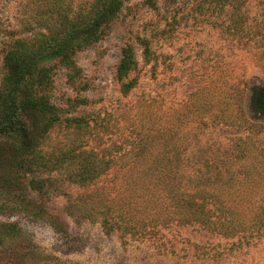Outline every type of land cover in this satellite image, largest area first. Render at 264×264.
Segmentation results:
<instances>
[{"label":"rangeland","instance_id":"rangeland-1","mask_svg":"<svg viewBox=\"0 0 264 264\" xmlns=\"http://www.w3.org/2000/svg\"><path fill=\"white\" fill-rule=\"evenodd\" d=\"M53 1L0 0V79L10 43L54 27ZM152 1L124 2L105 36L75 55L81 69L75 83L69 82L63 66L49 64L51 104L64 118L84 117L87 126L77 133L61 124L48 133L45 147L66 151L70 143L73 147L85 143L82 150L90 151L85 159L107 161L110 173L87 189L68 183L65 174L45 175L50 188L44 199L27 192L24 203L55 215L61 232L45 219L35 220L16 209L4 191L0 197L12 207V214L0 212V222L16 223L45 253L66 264H264V231L253 237H224L199 224L174 223L154 234H106L99 222H75L65 212L69 200L95 190L104 189L102 196L115 201V155L121 156L145 135L158 136V129L165 133L172 126L179 128L185 117L195 115L198 105L215 101L216 88L230 93L246 82L264 84V0H238L223 9L209 0ZM84 2L71 0L70 16L81 12ZM141 39L149 42V61L143 57ZM127 45L133 47L137 61L128 79L137 84L124 95L115 73ZM9 154L8 142L0 139V177H5L3 164ZM130 159L131 153L124 157ZM25 189L26 184L14 187L12 194L24 197Z\"/></svg>","mask_w":264,"mask_h":264},{"label":"trees","instance_id":"trees-1","mask_svg":"<svg viewBox=\"0 0 264 264\" xmlns=\"http://www.w3.org/2000/svg\"><path fill=\"white\" fill-rule=\"evenodd\" d=\"M125 1L85 0L82 11L70 16L71 0H54V27L48 33L16 38L4 52L0 139L8 142L10 154L3 164L6 174L0 177V191L16 209L35 220L45 219L57 233L62 230L57 217L24 203L27 192L44 199L50 184L43 177L62 174L68 183L87 189L110 173L112 165L95 157L85 159L90 152L82 150L85 143L75 147L70 143L66 151L45 147L44 139L55 127L65 124L78 133L87 126L84 117L64 118L51 104L49 64L63 66L69 82L75 83L81 75L75 55L105 36ZM237 1L208 2L223 9ZM140 44L149 61V42L141 39ZM136 67L134 49L127 45L115 73L124 95L137 84L128 79ZM214 92L215 101L198 105L195 115L185 117L179 128L172 126L165 133L158 129V136L145 135L130 150L115 155V201L102 196L104 189L95 190L69 200L66 214L75 222L95 220L106 234H154L174 223L199 224L224 237L263 233L264 84L246 82L230 93L221 87ZM129 153L132 159L124 161ZM24 184L29 189L24 197L12 194L14 187ZM0 199V212L12 214L4 196ZM0 264L66 263L45 253L16 223L0 222Z\"/></svg>","mask_w":264,"mask_h":264}]
</instances>
